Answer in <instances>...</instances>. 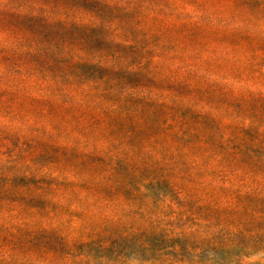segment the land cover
Returning <instances> with one entry per match:
<instances>
[{
  "label": "trees",
  "instance_id": "1",
  "mask_svg": "<svg viewBox=\"0 0 264 264\" xmlns=\"http://www.w3.org/2000/svg\"><path fill=\"white\" fill-rule=\"evenodd\" d=\"M23 1L0 0V121L18 116L14 108L23 106L69 112L77 129L63 126L61 134H75L62 144L102 174L81 182L102 189L93 194L96 207L113 213L119 202L148 213L156 188L189 194L191 174H208L212 144L218 174L227 171L224 156L258 158L256 147L264 143V0H206L223 8L221 18L198 9L194 0ZM98 32L104 48L95 46ZM136 34L143 38L137 40ZM170 49L186 52L179 72L172 63L168 69L159 65ZM156 80L174 91L164 94L147 85ZM181 90L193 95L182 96ZM200 92L204 99H198ZM213 94L219 98L214 105L207 101ZM78 141L85 152L76 148ZM8 148L2 146L0 155ZM8 152L11 174L0 167V264H32L38 257L46 261L45 245L37 244L39 256L28 252L20 238L31 237L35 245V235L50 229L45 219H36L43 211L29 206L35 202L29 188L44 195L49 185L54 190L75 183L47 181L50 174L38 179L39 174H15L30 168L25 165L33 155L25 160ZM255 168L245 170L254 174ZM123 171L130 177L119 179ZM18 178L32 187L27 182L20 186ZM183 180L188 183L180 186ZM133 233L126 229L127 236ZM113 244L78 241L69 249L94 245L106 251Z\"/></svg>",
  "mask_w": 264,
  "mask_h": 264
},
{
  "label": "rangeland",
  "instance_id": "2",
  "mask_svg": "<svg viewBox=\"0 0 264 264\" xmlns=\"http://www.w3.org/2000/svg\"><path fill=\"white\" fill-rule=\"evenodd\" d=\"M197 1L198 9L204 8L206 12L217 14L218 18L224 16L221 6L206 4V0H194L195 3ZM227 14L230 15L229 12ZM101 36L102 32L94 36L100 41L95 43L98 48L106 47ZM135 38L140 40L143 36L136 34ZM175 50H165V59L159 65L168 69L169 63H172L179 72L177 67L181 65L186 52ZM174 53H177L175 58ZM127 54L131 56L132 52L128 51ZM133 56L150 58L148 54L140 53ZM151 72L159 76L161 71L151 68ZM147 85L154 86L164 94L174 91L169 83L157 80L147 82ZM179 94L185 97L193 95L187 90H181ZM197 97L204 99L205 95L200 92ZM208 100L214 105L219 98L213 94L207 97ZM39 108H45L47 112L23 106L14 108L18 116L0 121V148L9 146L5 151L2 149L5 154L0 155V167L3 172L11 174L6 164L7 155H10L8 151L18 153L19 157L22 155L25 160L33 155V161L25 165L30 168L24 167L15 174H39L37 179L50 174L47 181L67 178L75 184L68 186L67 183L54 190L49 189V185L44 195L35 188H29L30 196L35 198V202L31 200L29 206L43 211V215L36 219H45L50 227L46 234L40 232L35 235V245L29 242L31 237L20 236L28 252L35 251L41 256L37 244L46 247V261L38 257L32 264H264V143L256 147L258 152L260 150L257 159L240 156L234 160L224 156L222 166L227 170L224 174H218L217 146L212 144L208 174H191L189 194H179L161 186L149 198L150 212L143 213L138 206L127 207L116 202L115 211L110 213L109 208H98L94 204L93 194H100L102 189L81 183L85 180L90 182L102 174H95L96 170L88 160H83L74 148L65 150V144H62L64 138L70 134L73 138L75 132L61 134V128L69 124L72 130L77 129L70 113L44 105ZM54 126L60 130L52 129ZM10 128L14 130L12 133H8ZM21 144L27 145L19 147ZM75 144L80 153L85 152L80 146L81 141ZM55 147H61V150ZM229 166L236 173H232ZM254 166L257 170L254 174L245 170ZM119 176L123 180L129 175L123 171ZM187 181L183 180L179 185ZM16 182L21 186L27 181L18 178ZM47 193L49 197L53 196L52 199L45 197ZM6 224L11 225L12 220L7 218ZM127 228L134 229L135 233L127 236ZM92 240H100L105 245H111L114 241V244L106 251L94 245L83 250L69 249L75 242ZM81 254L85 258L80 257Z\"/></svg>",
  "mask_w": 264,
  "mask_h": 264
}]
</instances>
